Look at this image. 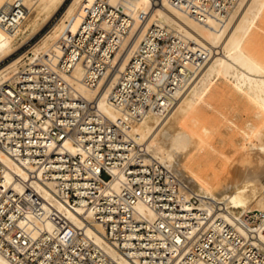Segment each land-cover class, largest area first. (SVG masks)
<instances>
[{"label":"built area","instance_id":"2783aa9c","mask_svg":"<svg viewBox=\"0 0 264 264\" xmlns=\"http://www.w3.org/2000/svg\"><path fill=\"white\" fill-rule=\"evenodd\" d=\"M169 2L196 20L222 22L237 0ZM143 22L129 2L82 0L78 15L65 20L60 53L23 58L0 82V149L26 174L12 172L7 180L0 159V256L11 264H118L87 234L85 224L94 223L134 264H264V210L234 214L204 193L181 195L176 174L128 134L146 114L165 115L187 87L182 81L212 54L180 30L151 22L126 66L117 67L115 56ZM182 58L191 66L186 74ZM76 67L92 89L116 76L106 95L116 120L98 111L94 99L72 94L68 76Z\"/></svg>","mask_w":264,"mask_h":264},{"label":"bare ground","instance_id":"6f19581e","mask_svg":"<svg viewBox=\"0 0 264 264\" xmlns=\"http://www.w3.org/2000/svg\"><path fill=\"white\" fill-rule=\"evenodd\" d=\"M65 1L0 0V62L29 41L44 24L54 17ZM123 1L132 4L137 23L143 18L144 22L124 54L120 57L119 54L115 56L117 67L122 69L126 66L130 50L151 22L168 24L183 32L191 40L202 43L212 52L210 58H204L201 61L197 73L194 69L188 79L185 82L182 81L184 85L187 83L188 85L177 96L165 115L146 114L131 124L128 134L135 142L143 146L151 159H157V162L176 174L180 179L181 195L186 197L193 192L204 193L221 202L223 208H227L234 214L264 210V143L256 144L254 146L256 149L251 148V150L243 146V150L237 154L236 164L232 167L233 175L229 178H223L215 170L210 172L204 170L205 173L196 171L190 163L192 157L205 144V136L210 133L209 127L202 124L201 112L204 107H212V99H222L228 103L246 100L252 106L254 115L252 132L256 136L264 135V60L254 56L249 49V44L252 43L257 32L258 20L264 15V0H237L233 10L222 22L212 18L203 22L196 20L174 7L169 0H161L157 6L151 8L149 7L151 0ZM81 5L82 0H71L63 17L55 23L50 32L44 35L33 50L31 49L33 55L29 57L30 59L41 53H49L52 56L53 52L60 53L57 42L65 20L71 16H77ZM76 25L77 21L73 25V31ZM166 59L168 63L172 60V58ZM24 62L22 56H19L0 67V82L14 75L19 65ZM179 67L185 74L191 68L189 61L186 62L185 58L181 59ZM116 72L118 70L115 74ZM81 77L82 71L78 67L68 76L72 94L81 95L89 100L94 99L98 111L111 120H116L118 112L106 99L116 76L110 75L100 82L98 88L93 89L88 88L81 81ZM220 77L227 80L229 88L213 87V79ZM209 120L215 121L216 118L210 117ZM149 157L147 156L148 159ZM0 159L7 166L5 174L7 180L11 178L12 172L26 175L23 168L1 149ZM39 191L52 198L56 207L74 224L81 225L77 214L57 200L47 188L39 187ZM138 209L143 213L153 214L145 205L139 204ZM226 218L229 219V217ZM85 229L87 234L95 237L118 264H134L103 239L102 225L94 223L92 227L85 224ZM259 230H264V223L259 225ZM0 264L11 263L0 256Z\"/></svg>","mask_w":264,"mask_h":264},{"label":"rangeland","instance_id":"374dc122","mask_svg":"<svg viewBox=\"0 0 264 264\" xmlns=\"http://www.w3.org/2000/svg\"><path fill=\"white\" fill-rule=\"evenodd\" d=\"M70 2L71 0H66L54 17L44 24L29 41L21 45L13 54L0 62V67L13 58L22 56V58L26 59L32 56L33 48L41 41L46 33L52 30L55 23L63 17ZM263 17L264 15L258 20L259 23L257 22V32L255 33L256 35L254 34L253 40L251 38L252 43L249 42L251 43L249 44L250 51L261 60H264ZM226 81L227 80L222 77L214 78L213 87L229 88L230 86H228ZM245 101L239 100L228 103L222 99H212V107H204V110L201 112L202 124L209 127L210 133L205 136V144L199 149L196 155L192 157L190 162L191 166H193L196 171L200 170L205 173V171L210 172L211 170H215L216 173L223 176V178H229L233 175L232 167L236 164L237 154L239 151L243 150V146L251 150V148H255L254 146L256 144L264 143V135H258L259 138L252 132L254 124L253 110L252 106ZM210 117H215L216 120L210 121ZM197 163H199V165H197ZM103 176L106 177L105 174ZM188 186L189 188L192 187L191 184Z\"/></svg>","mask_w":264,"mask_h":264}]
</instances>
